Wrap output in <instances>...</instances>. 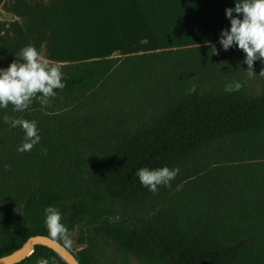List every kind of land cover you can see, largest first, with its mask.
<instances>
[{
    "label": "trees",
    "instance_id": "16d2710c",
    "mask_svg": "<svg viewBox=\"0 0 264 264\" xmlns=\"http://www.w3.org/2000/svg\"><path fill=\"white\" fill-rule=\"evenodd\" d=\"M213 45L61 65L48 107L0 109V258L49 237L51 204L80 264H264V59L249 76L242 50ZM5 114L36 120L40 143L18 152ZM165 165L155 193L134 175ZM42 258L66 264L42 246L20 264Z\"/></svg>",
    "mask_w": 264,
    "mask_h": 264
},
{
    "label": "crops",
    "instance_id": "0c3cea01",
    "mask_svg": "<svg viewBox=\"0 0 264 264\" xmlns=\"http://www.w3.org/2000/svg\"><path fill=\"white\" fill-rule=\"evenodd\" d=\"M19 1L3 0L0 7V68L18 58L25 45L35 46L50 64L65 65L219 44L221 29L230 27L224 10L235 4V0H133L116 17L99 22L93 36L88 32L91 24L84 22L77 32L61 33L64 23H60L52 24L44 35L30 33L29 26L39 28V23L14 11ZM26 1L53 8L73 4L71 0ZM21 38L26 40L23 47Z\"/></svg>",
    "mask_w": 264,
    "mask_h": 264
},
{
    "label": "clouds",
    "instance_id": "9594fccd",
    "mask_svg": "<svg viewBox=\"0 0 264 264\" xmlns=\"http://www.w3.org/2000/svg\"><path fill=\"white\" fill-rule=\"evenodd\" d=\"M225 17L230 27L221 29L218 43L222 50L227 51L235 46L242 50L243 63L248 66L249 76L253 75L252 66L257 59H264V0H235L234 7L225 8ZM234 13L238 15H233ZM211 54H217L215 45ZM241 84L236 81L225 86V92L239 90ZM64 74L61 65L50 64L33 45H25L20 49L18 58L6 68H0V109L12 106L13 112L29 110L33 101H38L42 108L50 105L57 96L56 89H64ZM3 122L10 127H19L23 131V139L17 146L18 152L31 151L41 141L36 120L14 118L5 114ZM41 151L46 155L47 149ZM178 173L175 167L167 165L158 168L141 167L134 175L142 187L155 193L159 187H170ZM44 224L48 236L63 241L65 246L71 245L68 227L62 223L60 209L48 205L43 209ZM115 219H119L117 215ZM37 264H48V259L42 258Z\"/></svg>",
    "mask_w": 264,
    "mask_h": 264
},
{
    "label": "rangeland",
    "instance_id": "374dc122",
    "mask_svg": "<svg viewBox=\"0 0 264 264\" xmlns=\"http://www.w3.org/2000/svg\"><path fill=\"white\" fill-rule=\"evenodd\" d=\"M132 1L133 0H71V3H73L72 5L65 4L60 6V8H53L51 5L42 7L41 5L27 2L26 0H20L15 6L14 11L19 13L20 16L29 18V20L38 21L39 28L33 25L29 26L30 33L44 35L47 31L52 29V24L61 25L60 23H64L60 28L61 33L67 31L73 32L74 30L77 32L84 22L85 24H91L88 32L93 35L94 32L99 30V22L103 21L104 18L116 17L123 9V5ZM50 35L51 34H49V36ZM22 39L23 38H21V40ZM20 42H22L21 45L23 47L26 40L23 39V41ZM88 112L89 110L83 107L79 110L70 111L68 113L70 118L67 123H70V121H77L79 117L87 116ZM91 126L96 127V124L92 123ZM77 237L78 231L72 236L74 252H79L81 250V247L77 244Z\"/></svg>",
    "mask_w": 264,
    "mask_h": 264
},
{
    "label": "water",
    "instance_id": "95a60500",
    "mask_svg": "<svg viewBox=\"0 0 264 264\" xmlns=\"http://www.w3.org/2000/svg\"><path fill=\"white\" fill-rule=\"evenodd\" d=\"M36 246H42L52 250L66 264H80L67 248L46 236L29 238L22 247L7 256L1 257L0 264H20L34 252Z\"/></svg>",
    "mask_w": 264,
    "mask_h": 264
},
{
    "label": "bare ground",
    "instance_id": "6f19581e",
    "mask_svg": "<svg viewBox=\"0 0 264 264\" xmlns=\"http://www.w3.org/2000/svg\"><path fill=\"white\" fill-rule=\"evenodd\" d=\"M93 36H95L94 34H93ZM14 43V42H13Z\"/></svg>",
    "mask_w": 264,
    "mask_h": 264
}]
</instances>
